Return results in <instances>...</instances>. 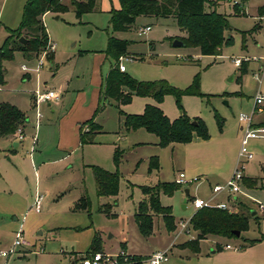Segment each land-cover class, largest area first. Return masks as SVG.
Masks as SVG:
<instances>
[{
  "label": "rangeland",
  "instance_id": "rangeland-1",
  "mask_svg": "<svg viewBox=\"0 0 264 264\" xmlns=\"http://www.w3.org/2000/svg\"><path fill=\"white\" fill-rule=\"evenodd\" d=\"M237 1L238 4H233V0H209L206 3V9L214 8L225 14L229 23L225 37L231 36L232 42L229 45L223 43L219 55H202L197 47L173 46L175 39L182 41L187 36L174 17L141 15L128 30L112 31L109 27L110 10L88 12L77 18L70 7L65 12L43 16L44 26L55 45L52 63L46 58L50 54L47 52L39 66L43 50L37 57L14 51L10 59L2 62L0 101L23 102L28 114H32L29 106L31 92L42 90L44 84L54 87L52 89L62 85L65 88L67 81L71 87H85L89 76L92 77L93 54L100 58L104 56L108 36L127 40L125 55L133 58L123 60L127 69L125 73L138 81L165 80L171 86L185 90L194 76L199 75L198 93L183 94L179 103L189 117L204 121L210 136L203 141L194 137L188 143H171L162 147L157 144V136L144 128L125 130L122 125L119 128L117 117L122 118L120 112L141 114L146 103L157 105L170 120L177 118L181 109L176 98L166 94L161 103L149 96H133L129 103L119 105L113 100L105 105L101 99V108L106 106L99 120L104 132L96 136L95 144H86L83 151L80 148L68 159L56 162L53 160L62 154L54 147L55 137L45 145V150L44 146L40 148L34 144V154L42 151L38 159H47L48 164L44 166H38L41 160L34 155L33 167L29 158V153H33L28 144L13 146V142L7 140L4 143L0 138V236L9 242L13 233L10 226L17 225L24 217V238L34 243L32 250L35 252L28 255L30 264H54L59 259L66 264L68 260L63 252H86L95 233L101 238L102 251L109 253L120 249L129 253H146L172 244L168 259L162 264H264V209L258 206L264 207V138L249 140L248 148L254 158L246 162L242 170L243 175L258 178L256 187L247 188L241 183V194L228 197L220 193L217 196L227 203L228 210L240 208L238 201L233 202L238 198L246 210L255 211L252 215L247 212L248 228L241 236L227 239L208 235L198 241V250L194 252L185 246L195 239V231L189 224L188 232L179 233L177 239L172 240L180 221H188L194 213L184 189L190 190V196L205 198L210 193L209 184L224 183L230 178L237 167L241 145V125L237 118L240 113L251 112L257 91L264 95V71L259 70L264 60V10L258 13L264 0ZM8 6L9 2L0 9V47L8 30L16 29L21 21L20 13L11 14ZM236 10L239 14H235ZM10 25L14 28H6ZM147 25L149 30L139 32L140 27ZM254 25L257 29L250 31ZM79 50L89 53L79 58ZM234 58H248L249 61L236 66ZM103 60L101 70L104 72L114 60L110 56ZM243 66L246 67L244 73L241 71ZM26 74H29L27 79ZM86 89L88 101L90 88ZM50 110L47 104L41 105L40 118L43 117V121ZM215 113L222 119L221 128ZM260 117H264V106L263 112L255 119ZM120 136L123 137L121 140ZM115 147L120 151L118 190L115 195L99 196L92 166L115 172ZM152 156L158 159L157 170L149 169ZM179 172H183L187 180L198 177L203 181L199 183L198 180V185L181 184L172 195L159 193L160 204L171 207L177 228L168 231L162 216L153 214L152 233L142 236L133 219L139 202L145 197L141 187L176 182ZM85 192L90 206L88 209L77 208V200ZM36 194L43 196L39 212L32 206ZM182 204L187 208L183 210ZM101 207L106 208V213ZM248 240L257 241L251 246ZM122 241H126L127 249L121 245ZM216 242L220 245L218 249ZM226 243L238 249H226ZM132 255L136 258L147 256Z\"/></svg>",
  "mask_w": 264,
  "mask_h": 264
},
{
  "label": "trees",
  "instance_id": "trees-1",
  "mask_svg": "<svg viewBox=\"0 0 264 264\" xmlns=\"http://www.w3.org/2000/svg\"><path fill=\"white\" fill-rule=\"evenodd\" d=\"M99 0H27L22 9V16L16 29L8 30V35L0 47V83L3 82L2 62L10 59L14 51H21L26 56L36 57L45 49L48 34L42 22V15L47 12L56 14L67 11L70 7L75 16L80 18L82 14L98 10ZM119 8L110 11L109 27L112 31H126L135 22L138 16L174 17L180 29L187 33L182 42L185 46L197 47L202 55H219L223 43L231 44V36L225 37L229 29V23L225 14L217 12L214 8L206 9L209 0H118ZM243 2L246 0H242ZM264 10V5L258 8V13ZM235 14H239L238 10ZM254 25L250 31H254ZM245 35V32H243ZM27 41L22 44L20 37ZM128 41L108 36L105 53L114 60L104 78L102 99L113 100L119 104L129 103L133 96H149L156 103H161L166 94H172L181 109V114L170 120L163 111L154 104H146L141 114H122V127L125 130L144 128L154 133L158 138V145L165 147L171 143H188L196 135L202 140L209 138L207 127L199 117H189L180 105V97L183 94H197L199 87V75L196 74L191 85L181 90L171 86L165 80L138 81L118 68V58L126 54ZM47 55L52 60V53ZM243 65V64H241ZM242 73L246 67L241 68ZM101 109L99 105L95 111ZM95 115V114H94ZM217 123L221 128L222 119L218 117ZM24 114L14 105L8 102H0V136H9L16 132L19 125L25 121ZM93 118L84 122L80 127V141L82 144L93 142L95 133L101 130L98 124L93 123ZM260 125H264V122ZM115 172L92 166L96 192L99 196L115 195L118 190L119 175L117 167L120 162L118 148L113 153ZM159 167L156 156L150 157L149 169L157 170ZM254 181V180H253ZM256 181V180H255ZM246 183V181H244ZM180 187L176 182H159L154 186H142L141 191L145 195L134 213V220L138 231L142 236L152 233L153 214H160L165 228L172 231L175 228V220L170 206H162L159 201V193L172 195ZM237 211L219 208H201L196 210L189 219V224L196 231L194 240H190V247L197 252L198 241L208 235H218L225 238L238 237L235 231H245L248 228L247 212L245 204L239 202ZM90 200L86 193L76 203L77 208L88 209ZM106 213V209L100 208ZM257 240H248L253 245ZM184 243H187L184 242ZM101 241L97 233L94 234L89 248L85 253L99 251ZM140 259V258H137ZM140 264V263H138Z\"/></svg>",
  "mask_w": 264,
  "mask_h": 264
},
{
  "label": "crops",
  "instance_id": "crops-1",
  "mask_svg": "<svg viewBox=\"0 0 264 264\" xmlns=\"http://www.w3.org/2000/svg\"><path fill=\"white\" fill-rule=\"evenodd\" d=\"M26 1L27 0H1L0 1V9L4 5H6V3L9 2L8 7L10 8V13L12 14V12H14L15 15L20 13V16H22V9H23V6L26 3ZM119 6L120 5H119L118 0H99L97 11H101V9L111 11L112 9H118ZM94 12H96V11H94ZM47 13H53V12H50V11L45 12L41 17L42 22H43V16ZM58 16L59 15H56V18H58ZM8 24H9V22H8ZM10 26L11 27H6V28H14L13 27L14 25H10ZM48 41L54 45V40L51 36H49V34H48ZM49 52L52 53V55H53L52 60H53L55 57V53H56L55 48H53V50L49 51ZM87 53H89V51L79 50L77 52V56L80 58V57L86 55ZM103 55L104 56L102 58H100L101 56H98V54H93L94 62L92 63V72H91L92 77L89 76L88 82L85 85V87H83L81 89H77L78 87H71L70 82L67 81L65 84V88L63 87L64 85H62V86H59L58 89H55V90H58L60 92V99L57 102H53V103L46 102L45 103V104H47L48 107H50L51 112H49V115L46 117V120L43 121V117L40 118L37 126L35 124L36 119H35V107H34V94H33V92H31L29 95V97H30L29 98V106L31 107V109L33 111L32 114L31 113L28 114V111H27L28 109L26 108L27 105H23V102L20 103V101H14V102L0 101V102H8V103L16 106L24 114V116L26 118L25 121L21 125H19L21 132H22V135H23V138L19 139L17 137L16 132L12 135H9V136H4V137L0 136V138L3 139L4 143L7 140L9 142H13V146H19L21 144L26 143L31 147V151L33 153V151H34L33 145L34 144L40 148L44 146V150H45L46 149L45 145L48 144L50 141H52L53 137H55L56 143H55L54 147L58 153L62 154V156L60 158L54 159L53 162L66 160L72 155V153L74 151H77L80 148L83 151V146L86 144H82L80 141V127L82 124H84V122L93 118L92 119L93 123L98 124L100 126L101 130L99 132L95 133L93 142L87 143V144H93V143L95 144L96 136L99 135L100 133L104 132L103 125L99 122L100 115L104 111V109L106 107L105 105L109 104V100H104L105 105L103 106V108H101L97 113H95L97 107L101 103L104 78H105L106 74L108 73V71L111 67V64H110L107 67V69H105L104 72L101 70V65L104 63L103 59H106L108 57V55H106V53ZM79 58H77V60ZM52 60H49V61L52 63ZM248 61H243L242 64L246 63ZM62 64H64V66H66V61H63ZM97 65H98V67H97ZM126 70L127 69L125 67V70L123 72H126ZM27 77H29V74H26L25 79H27ZM42 88L43 89L44 88L52 89L54 87L51 88V87H48L47 85L44 84L42 86ZM86 88H90V97H89L88 101H86V96H87V94H86L87 92L85 91V90H87ZM65 100H69V103L64 104ZM253 103H254V100H253ZM42 104L43 103L40 104V111H41V105ZM252 108H253V106H252ZM41 114H42V111H41ZM259 115H260V113L254 114V120H253L254 125H260L261 123L264 122V117H260V118L255 119V117H257ZM117 119H118L119 128H120V125H122V118L117 117ZM43 123H45V124H43ZM240 125H241V123H240ZM241 135H242V131H241ZM194 137H196L197 139L200 140V138L197 137L196 135H194L193 138ZM122 138L123 137L120 136V140ZM124 138H126V135L124 136ZM193 138H192V140H193ZM240 139H241V137H240ZM253 139H256V138H253ZM201 141H203V140L201 139ZM136 144H138V143H136ZM157 144H158V138H157ZM116 148H119V147H115L114 151ZM41 154H42V151H38L36 154L29 153V158H30V161L32 162L33 167H34L35 158L37 157V159H38V155H41ZM34 155H36V157ZM38 160H41L38 163L39 167L48 164L47 159L45 160L43 157H40ZM233 165H234V163H233ZM35 172L37 173V177H36V180H37V178H38L37 169L35 170ZM255 180H258V178L247 177V176L243 175L242 184L247 188L256 187V185H255L256 181ZM199 181H200L199 183H201L203 180H199ZM244 181H246V183H244ZM199 183L196 182L194 184L198 185ZM213 185L214 184H209V190L211 189V186H213ZM186 189H188V188H186ZM189 191L190 190L188 189V195L187 196L191 197L189 195ZM210 192H211V190H210ZM83 195H84V193L81 196H83ZM210 195H211L210 193H209V195L207 194V196L205 198H209ZM226 195L228 197H230L229 194H226ZM217 196H216L215 200L218 202H222V200H219ZM80 197L78 198V200L80 199ZM233 202H237L239 204V202H241V200H238V198H234ZM228 204H232V203H228ZM184 206H185V208L181 207L183 210L187 208L186 204H184ZM103 208H105V207H103ZM230 211H236V208H234ZM252 211H254V210H252ZM171 212H172V210H171ZM253 214H255V211ZM23 219H24V217L21 218L20 223H18L17 225L14 224V225L10 226V231L13 233H12V237H11L9 242H5L4 237L0 236V249H6L10 246V244L12 242L13 235H14V231L17 230L18 228L22 229ZM133 219H134V215H133ZM15 220H17V219H15ZM136 227H137V225H136ZM176 228H177V226H176ZM171 232H173V231H171ZM242 232H240L238 237L241 236ZM98 236H99V234H98ZM195 236H196V231H195ZM99 238H100V236H99ZM173 238H174V235L172 236V240H173ZM100 241H101V238H100ZM186 241H188V240H186ZM181 243H183V242H181ZM226 244H229V243H226ZM121 245H124V248L127 249L126 241H122ZM33 246H34V243L30 247L21 248L15 256L9 257L8 259L0 256V259H1L0 264L5 263L6 261L9 264H16V263H19L22 261L28 262L29 253L35 252L34 250H32ZM218 248H220V245L218 242H216V249H218ZM102 250H104V248L101 244L99 251H102ZM157 250H160V249H157ZM153 251H156V250H151V251H148L146 253H136V252L131 251L130 253L137 255V256H145V255L152 253ZM63 253L65 254V257L68 260L66 264H74L79 260V258L82 257V255L85 252L81 253V252L70 251L68 253H66V252H63ZM54 264H64V263H61V261L59 259V261L55 262Z\"/></svg>",
  "mask_w": 264,
  "mask_h": 264
},
{
  "label": "built area",
  "instance_id": "built-area-1",
  "mask_svg": "<svg viewBox=\"0 0 264 264\" xmlns=\"http://www.w3.org/2000/svg\"><path fill=\"white\" fill-rule=\"evenodd\" d=\"M233 4H238L237 0H233ZM150 26H145L144 28H139V32H144L149 30ZM54 45L51 44L49 41L45 49L42 52V57L39 59V66L42 64V58L45 56L49 51H52ZM132 56L121 55L118 58V68L121 72L125 70V66L123 64V60H131ZM248 58H234L233 62L236 66H241L243 61H248ZM25 69V66H22ZM259 70L264 71V60L263 63L260 65ZM60 99V92L55 89H48L44 88L42 90H36L34 92V107H35V124L36 126L39 123V119L42 116L40 111V104L41 103H53L57 102ZM264 106V95L257 92L254 95V103L253 108L249 114L240 113L238 116V120L241 123V145L238 151V164L235 170L233 171L232 175L230 176L227 181L224 183H216L211 186V192L209 198H201L197 196L189 197V203L194 209V212L201 208H219V209H228V205L225 202H218L215 200L216 196L220 193H225L231 195H235L237 193H241L240 184L243 180V166L246 162L252 160L254 158V154L248 148V142L250 139L253 138H264V125H254V114L255 113H262ZM17 137L19 139L23 138L22 132L20 127L16 130ZM199 178L194 177L190 180H187L185 174L183 172H179L177 175L176 182L179 185L184 184H194L198 182ZM42 195L36 194L33 200V209L36 212H39L41 209L42 204ZM261 210L264 207L261 204H258ZM190 219V218H189ZM189 220L188 221H180V226L178 231L174 234L173 240L177 239L179 233L188 232ZM33 244L26 240L23 235V230L18 228L14 231L13 239L10 246L6 249H0V256L8 259L9 257L15 256L21 248L30 247ZM172 246V244L170 245ZM167 247L165 249H160L153 251L149 255L137 259L132 254L127 252L125 249H120L117 252L109 253L106 251H95L90 253H84L79 260L74 264H162L163 262L167 261L168 259V251L171 247ZM240 247V246H239ZM226 249H231L236 251L238 249L237 246H232L230 244L225 245ZM3 264H9L7 261ZM16 264H30L27 261H22Z\"/></svg>",
  "mask_w": 264,
  "mask_h": 264
},
{
  "label": "water",
  "instance_id": "water-1",
  "mask_svg": "<svg viewBox=\"0 0 264 264\" xmlns=\"http://www.w3.org/2000/svg\"><path fill=\"white\" fill-rule=\"evenodd\" d=\"M19 41L22 44H25L27 40L24 37L21 36L19 38ZM172 44H173V46H181V45H183V42L181 40H179V39H175ZM184 192H185V195L187 196L188 195V189H185ZM181 207L185 208L184 204ZM253 213H254V211H251V214H253ZM235 234H236V236H239L240 232L239 231H235Z\"/></svg>",
  "mask_w": 264,
  "mask_h": 264
}]
</instances>
